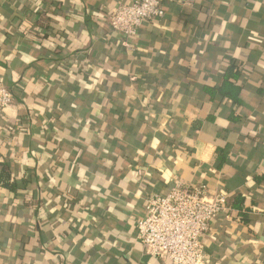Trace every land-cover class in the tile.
<instances>
[{"label": "crops", "instance_id": "1", "mask_svg": "<svg viewBox=\"0 0 264 264\" xmlns=\"http://www.w3.org/2000/svg\"><path fill=\"white\" fill-rule=\"evenodd\" d=\"M133 1L0 0V264H170L136 223L177 182L225 195L205 264H264V0H164L125 51ZM233 59L240 105L208 100Z\"/></svg>", "mask_w": 264, "mask_h": 264}, {"label": "built area", "instance_id": "2", "mask_svg": "<svg viewBox=\"0 0 264 264\" xmlns=\"http://www.w3.org/2000/svg\"><path fill=\"white\" fill-rule=\"evenodd\" d=\"M163 2L135 0L112 8L107 23L125 51L132 50L129 41L144 23L164 18ZM12 104L11 91L0 81V110ZM225 203V195H210L204 184L177 182L167 194L147 199L146 216L136 223V238L151 257L166 258L170 264H205L202 237L210 223L227 212Z\"/></svg>", "mask_w": 264, "mask_h": 264}, {"label": "trees", "instance_id": "3", "mask_svg": "<svg viewBox=\"0 0 264 264\" xmlns=\"http://www.w3.org/2000/svg\"><path fill=\"white\" fill-rule=\"evenodd\" d=\"M241 68L238 62L233 60L223 61L222 79L216 87H204L203 92L210 101L216 99L222 101H229L232 105L238 106L241 103L240 95L243 90L240 75ZM209 120L212 121L210 118ZM230 120H233L231 114ZM6 165H2L0 168V187L11 192H15L16 183L10 181L9 174L5 172ZM243 199L237 200L235 207H240V203Z\"/></svg>", "mask_w": 264, "mask_h": 264}]
</instances>
